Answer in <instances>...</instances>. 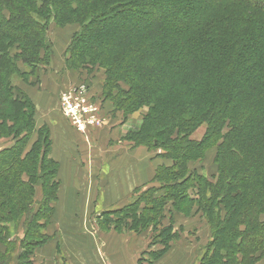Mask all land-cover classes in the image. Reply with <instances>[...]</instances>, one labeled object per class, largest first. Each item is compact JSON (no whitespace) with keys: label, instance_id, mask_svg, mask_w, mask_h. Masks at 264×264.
<instances>
[{"label":"trees","instance_id":"16d2710c","mask_svg":"<svg viewBox=\"0 0 264 264\" xmlns=\"http://www.w3.org/2000/svg\"><path fill=\"white\" fill-rule=\"evenodd\" d=\"M123 1L108 7L99 0L106 11L80 14L85 21L69 44L66 66L104 68L102 95L114 111L126 116L146 108L126 140L170 164L158 165L151 182L123 207L104 212L101 223L139 234L166 212L203 208L213 235L198 264H256L264 253V0ZM82 4L0 0V138L14 140L0 149V243L7 246L0 248V264H34L30 255L48 240L43 230L58 191L48 134L40 159L37 141L25 152L34 107L12 76L26 81L50 59V24L70 23ZM203 123L205 134L194 139ZM211 142L217 173L209 179L188 163ZM45 161L52 168L37 177L43 191L37 198L32 174ZM119 219H127L124 226ZM155 232L153 245H169L176 236L172 223ZM158 251L148 248L143 264Z\"/></svg>","mask_w":264,"mask_h":264},{"label":"crops","instance_id":"0c3cea01","mask_svg":"<svg viewBox=\"0 0 264 264\" xmlns=\"http://www.w3.org/2000/svg\"><path fill=\"white\" fill-rule=\"evenodd\" d=\"M62 50L64 46L60 52ZM53 52L58 55V51ZM49 64L51 76H47V69H41L30 99L35 104V129L44 127L48 131V158L57 164L56 177L60 185L45 226L48 240L32 250L30 259L34 264H143L141 259L145 258L148 247L135 245V238L143 236V232L134 238L124 235L116 231L113 223L103 225L101 216L129 203L136 188L151 182L157 165H169L170 161L153 156L157 164L148 177L144 172L147 160L142 161L133 154L140 147H133L126 140V134L133 130L126 126L130 117L123 116L121 122L118 115L121 112L113 111L108 98H99L101 78L89 76L86 79L82 74L78 77L66 70L65 60L59 58ZM83 80L87 81L91 99L99 104L101 100L106 119L101 127L82 134L62 116L58 95ZM176 215L179 214L176 213L173 220ZM57 225L62 227L60 232L56 230Z\"/></svg>","mask_w":264,"mask_h":264},{"label":"rangeland","instance_id":"374dc122","mask_svg":"<svg viewBox=\"0 0 264 264\" xmlns=\"http://www.w3.org/2000/svg\"><path fill=\"white\" fill-rule=\"evenodd\" d=\"M82 1H83L82 7L79 8L78 10L76 9L77 11L72 14L73 15L72 18L69 17L71 19V21H69L70 23H67L63 26H56L55 23H51L49 26L50 28L47 31V41L50 42V44H51V50L58 51V55H57V53L52 51L51 56L49 57L50 59H48V61H47L48 63L46 61L45 62L47 64L43 62L42 65H40L39 67L36 68V70H34L33 74H29V76L26 77V81L23 80V78L21 76H18V75L12 76L13 84L17 86V90L21 91L29 99H30V91L32 90L33 85H35L32 82L35 80L37 75H38L37 80L39 81V74H41V72H40L41 69H47V72H46L48 74L47 76H51L52 73L49 70L51 68V64H49V62L52 63L53 59L56 60L57 58H59L60 61L65 60V62L67 63L68 56H69V54H68L69 53L68 47L70 46L69 44L72 43V38H73L74 34L78 31H81L82 22L85 21V20H83L85 17H81L80 14H83L84 12H86L87 13L86 16L88 15V17H92V16L94 17L97 14H101V12L106 11L107 8L110 7L111 5H114L116 3L125 2L123 0H108V3H110L108 5V7L104 8V9H101V8L99 9V4H100L99 0H82ZM160 10H161V8H160ZM86 19H88V18H86ZM60 42H62V43H60ZM63 46H64L65 51L62 50L60 52V48H63ZM72 57H73V54H72L70 59H72ZM95 64H97V63H95ZM81 68H82L81 63L76 62L74 64V66H72V67H69V64H68L66 67V70H69V72L74 73L78 77L80 74H82V76L86 79H88L89 76H92V77L96 76L98 78H101V83L103 84V78H104V73H105L104 68H102L98 65H92V68H89V70H85V69H81ZM62 69H64V67ZM27 70H29V69L27 68ZM85 76H87V77H85ZM83 81L87 83L86 80H83ZM72 85L73 84H70V86H72ZM33 96H34V98L37 97V95H35V94H33ZM99 98L100 99L104 98L102 95V92H101V97H99ZM100 99H98V101ZM30 101H31V99H30ZM31 102H32V105H33L34 110H35V104L33 101H31ZM100 104H101V100H100ZM102 107H103V105H102ZM145 112H146V108L141 107L137 111L129 113L126 116H124L125 119L128 116L130 117L127 119L126 126L132 127L133 130L137 131V128L141 124L140 120L142 119V115ZM118 115L120 116L119 120L121 121L123 115H122V113H119ZM121 122H119V124ZM34 125L36 128L35 116H34ZM205 125H206L205 123L201 124L198 128L195 129V131L192 133L191 136L197 140L200 139L201 137H203V135L206 132V126ZM38 130L34 129L33 134L31 135V137H29L28 142L26 144L25 152L29 151L32 147V143L37 141L36 145H37V147L39 146V149H40V146L43 144V147H41V151H40V154L38 156V159H40V157L42 155L41 152H43L45 150V153H46L47 148H48L47 141H45L43 139L44 136L46 134H48V131L44 127H40ZM124 133L125 132L123 130V133L121 132L120 134L123 135ZM13 141L14 140L11 136L5 137V138L1 137L0 138V149L4 148L5 146L11 145V143H13ZM34 147H36V146H33V148ZM139 147L140 148L134 150V151L138 150V152H135L133 154H135L137 157L141 158L142 161L147 160V166H146V168H144V172L147 173L148 177H150L151 171L153 170V168L157 164L156 159L153 158V156H156L155 155L156 152L153 150L148 151L143 146H139ZM76 153L79 154V151L76 150ZM106 155H109V152H107ZM215 155H216V147H215L214 142H211L207 145L206 149L203 151L202 156L198 157L197 159L190 161L188 163V167L190 170L193 168H198V171L201 170V173H203L207 178L209 177V179H212V177L215 176L217 173V169H216L217 165H216L215 160H214ZM38 167L39 168L42 167L43 169H39L36 173L32 174V177L35 179V183H36L34 188H33V191H34L35 197H37V198H39L43 192L41 187H40V183L42 181H40V178L38 179L37 177H41L42 173H44V172L47 173L52 168L51 166L47 165L46 161L41 166L38 165ZM56 181L58 183H56ZM51 182L53 185L56 184L57 187L59 188L60 183H59V180H57V177L55 178V180L52 178ZM50 187H52L51 183H49V188ZM168 205L170 206L171 203L169 202V204H167V206ZM196 208L197 207H193L190 210L188 215H184L182 213H178L175 211L174 212H170V211L166 212L162 216V219L159 220V223H155L156 225L152 224V226H147L145 231L142 233L143 236L140 235V238H135V243H136L135 245H137V247L147 245V247L150 248V250L154 249L155 247L159 249L158 253H156V257L151 258V262H150L151 264H198V261H199L198 257L200 256V254L202 252H204L205 247L208 245L209 241L211 240V237L213 235V230H212L213 228H212V224L210 222H208V218L206 217L205 209H203V208L196 209ZM176 213H178L179 215H176L175 219L173 220V216ZM170 218L172 221L169 222ZM23 219H24V217H23ZM119 220L122 223V224H120V226L121 225L124 226V224H125L124 222L127 219H119ZM122 220H124V221L122 222ZM112 223H113V226H116V224H114V222H112ZM112 223H110V224H112ZM171 223H172V227L174 228V230L176 232V234H175L176 236H174V238L170 241L172 243V245H171V243H169V245H170L169 246V245H167L168 243H162L161 244L160 242H156L157 245L151 244L152 236L157 233L155 231H157L158 229H160L164 226H168L169 224L171 225ZM53 227H55V226L52 225V228ZM61 228L62 227L59 225L56 226V230L59 232H60ZM45 231H46V228L44 227V233H45ZM116 231L124 233V235L132 236L133 238L138 236V233L136 236L135 232H133L129 229H126V227H121L120 229H116ZM0 248H1V250H5L7 248V246L5 243L1 242ZM164 250H166V251H164ZM144 256H145V258H147L146 255H144ZM153 256H155V255H153ZM260 256H261V258L257 261L256 264H264V253Z\"/></svg>","mask_w":264,"mask_h":264},{"label":"built area","instance_id":"2783aa9c","mask_svg":"<svg viewBox=\"0 0 264 264\" xmlns=\"http://www.w3.org/2000/svg\"><path fill=\"white\" fill-rule=\"evenodd\" d=\"M58 102L62 116L82 134L87 133L88 129L101 127L105 122L101 105L91 99L88 84L84 81L61 90Z\"/></svg>","mask_w":264,"mask_h":264},{"label":"bare ground","instance_id":"6f19581e","mask_svg":"<svg viewBox=\"0 0 264 264\" xmlns=\"http://www.w3.org/2000/svg\"><path fill=\"white\" fill-rule=\"evenodd\" d=\"M66 32V31H65Z\"/></svg>","mask_w":264,"mask_h":264}]
</instances>
